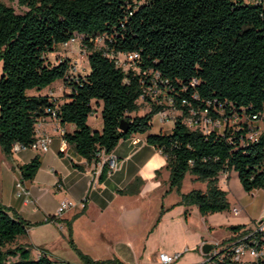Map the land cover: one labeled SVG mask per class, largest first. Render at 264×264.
Segmentation results:
<instances>
[{
  "label": "trees",
  "instance_id": "trees-1",
  "mask_svg": "<svg viewBox=\"0 0 264 264\" xmlns=\"http://www.w3.org/2000/svg\"><path fill=\"white\" fill-rule=\"evenodd\" d=\"M17 5L25 10L17 13L0 0V152L8 160L15 143L34 142L35 124L54 108L61 125L75 127L63 141L88 165L98 162V153L113 152L120 141L148 133L153 117L167 108L150 104L148 112L137 115L143 82L152 71L167 80L163 90L178 113L171 133L146 138L165 157V194L175 192L177 206H196L204 217L230 210L219 185L222 174L236 173L246 193L264 189V0H17ZM76 36L86 52V75H70L68 60L52 64L47 59ZM118 53L137 54L139 73L119 68L111 57ZM60 80L70 90L62 104L29 94ZM99 102L101 132L88 125ZM190 110L224 119L223 131L188 128L184 120ZM233 118L237 123L230 124ZM121 121L126 131L120 130ZM256 122L261 127H253ZM40 167L38 155L19 165L21 180L31 182ZM107 176L104 165L98 181ZM186 177L204 183L205 191L182 193ZM143 184L135 177L117 194L137 195ZM47 222L58 219L49 216ZM29 226L0 203V264H54L46 256L33 259L24 246L13 247ZM71 245L84 264H124L116 258L92 261Z\"/></svg>",
  "mask_w": 264,
  "mask_h": 264
},
{
  "label": "crops",
  "instance_id": "crops-1",
  "mask_svg": "<svg viewBox=\"0 0 264 264\" xmlns=\"http://www.w3.org/2000/svg\"><path fill=\"white\" fill-rule=\"evenodd\" d=\"M88 72L89 66L87 62V70L84 75L88 74ZM48 90H52L53 93H49ZM69 93L70 90L65 87L61 80L54 82L51 86L40 92H29L30 95L49 96L57 100L58 104H62ZM101 111L102 103L99 102L98 106L95 107L94 112L88 118V125L93 131L101 132L103 129ZM143 114L144 113L141 111L137 113V115ZM159 124L158 133L153 132L152 125V128L148 133L133 135L127 140L120 141L117 147L113 150V153L119 160L118 168L107 176L105 181H98L95 189H93L91 187V179L93 177V172L96 169L95 165H88L85 159L76 154V152L63 141V134L65 132L72 133L75 130L74 125H61L58 121L50 118L42 121L40 132L49 135L52 138V144L49 151L46 153H37L33 151L24 157V160L15 155L12 156L11 160L6 158L7 160L3 163L7 168L6 170L13 173V183L11 186L12 198L10 199L7 198L1 190L2 179L0 175V203L6 207L14 209L22 220L31 225L26 228L25 235L17 237L13 247L18 245L24 246L29 250L33 259L46 256L54 264H70L68 260H66V257L73 256L69 251L70 249L72 250V254H75L76 260H78L79 264H84L79 258L77 252L73 249L71 243L78 252L92 261H105L116 258L124 264H160L157 256L159 253L166 252L149 254L147 251L148 244H151L150 242H152V239L164 224L167 222L171 224L170 221L173 220V218L170 217L171 215L175 214V219L184 216L185 221H189L188 215L190 214V211H192V207L184 208L183 206H177L176 203L179 201V197L175 192L165 194L168 189L169 180V172L165 169V157L160 151L148 145L146 142V138L149 134L171 133L173 125L170 131L166 132L163 128L165 123H160L159 121ZM134 139L139 140V143L134 145L132 143V140ZM36 155L40 157L41 167L35 175V178L31 182L25 183L29 191V198L27 202H23L21 199H16L14 194L15 183L20 179L17 165L28 163ZM72 164L81 166L82 170L74 168ZM98 171L101 172V169H98ZM155 171H159L158 176H155ZM233 173L234 172L222 174L219 177V185L226 192L227 190L224 186L229 184ZM135 177H140L144 181L139 194L134 196H121L117 194V191L125 188ZM190 178L193 181L194 178ZM198 183L199 182H194L193 185H197ZM46 185L56 186L59 191L63 189L64 194L66 193L65 195L70 198L71 192H74L78 194V197H81V199L84 198L83 203L79 208L75 207L67 214L57 218L58 222H47L49 216H55L57 208H55L53 212H49L42 207L40 194L44 191ZM200 190L205 191V188H200ZM65 195L62 196L61 193L58 194V200H69ZM121 198L127 201H133L135 205H129L128 207L123 206L122 208L116 207L115 202ZM153 199L155 201V207H157L156 209L158 210L156 211L152 227L146 236L145 245L141 246L138 253H132V245L129 242L116 243L115 253H117V256H113L112 258H93V243L86 242L83 245L79 244V239L82 238L85 239V241H89V236L93 233V210L99 213L111 211L115 214L116 212L122 221H128V218L130 217L129 209H131V207H136L137 205L141 206V203H144V201ZM27 208H30V213L27 211ZM161 209L164 210V213L160 221L154 226ZM185 210H187L186 215ZM230 211L232 212L231 205ZM203 218L205 222L210 223L208 230L217 227H224L227 230L226 235L222 236L219 240L229 239L236 230L251 226L248 224V221L225 219L220 214L207 215ZM219 218H222L221 222L211 224L214 219ZM90 220L92 221V224L88 223ZM236 226H240V228L232 229V227ZM212 239L215 240L216 238ZM203 242H210V240L203 238V236L196 240L195 246L199 253H197V255L195 253L197 256L196 260L182 263L184 257L191 252L190 249L185 248L184 251L180 250L175 252L181 253V256L173 264H191L199 262L202 258L199 246ZM166 254L172 255L174 252Z\"/></svg>",
  "mask_w": 264,
  "mask_h": 264
},
{
  "label": "rangeland",
  "instance_id": "rangeland-1",
  "mask_svg": "<svg viewBox=\"0 0 264 264\" xmlns=\"http://www.w3.org/2000/svg\"><path fill=\"white\" fill-rule=\"evenodd\" d=\"M246 1L252 2V0ZM3 2L6 5L12 6L17 13H21L25 10L17 5V0H3ZM81 41L82 37L76 36V38L69 43L58 45L52 54L47 55V59L52 64H56L61 60H68L71 65L70 75H84L87 70V56L82 47ZM96 44L101 47L102 41L97 39ZM48 91L49 93H53L52 90ZM33 92H36V90H33ZM139 105L140 111L143 113L148 112L150 109V104L139 102ZM177 115V112H170V117L175 118ZM164 123V131L169 132L173 125V121L166 120ZM152 125L153 132L158 133L160 126L158 115L153 117ZM253 127H261V122L253 123ZM216 130L218 132H222L223 127H217ZM31 152L33 151L27 150L16 155L24 160L23 158ZM6 160V157H4L0 152V175L2 179L1 190L3 194L10 199L12 198L11 186L13 183V173L6 170L7 168L5 164H3ZM193 184L194 182L190 177L186 178L181 188L182 192L187 193L194 189L205 188L204 183L199 182L197 185ZM224 188L227 190V198L231 208L239 209V214L234 215L230 210L215 214H220L225 219L244 220L245 222L248 221L249 225H253L256 221L264 218V189L257 190L252 194L244 192L236 173L232 174L229 184L225 185ZM60 193L62 196L66 194H64L63 189L59 191L56 186L46 185L44 191L40 194V200L44 210L53 212L55 208H57L61 202L60 199L58 200V194ZM70 196L71 198L68 196H66V198L73 202L76 205V208H79L83 203L84 198L81 199V197H78L79 195L74 192H71ZM16 199L19 198L16 197ZM129 205L133 206L135 203L133 201L124 200L123 198L115 202V206L119 208H122L123 206L128 207ZM191 207L192 211H190V214L188 215L189 221H185L184 216L180 218L177 217L176 219L174 218L175 214L170 216L173 218V220L170 221L171 224L169 222L164 224V226L158 230V233H156L152 242H150L151 244H148L147 251L149 254H153L155 252L175 253L180 250L184 251L185 248H188L191 252L182 260V263H188L197 259L196 255L198 251L196 250L195 243L198 238L203 236V238L212 242L215 240L218 241L222 236L226 235L227 230L224 227H217L208 230L210 223L204 221L203 216L200 214L196 206ZM74 208H70L62 215L67 214ZM156 208L154 199L144 201V203H141V206L137 205L136 207H131V209H129L130 217L128 218V221H122L116 212L115 214L111 211L99 213L93 210V233L89 236V241H85V239L82 238L79 239V244L83 245L86 242L93 243V258H112L113 256H117V253H115L116 243L129 242L132 245V253H138L141 246L145 245L146 236L152 227L156 211L158 210ZM27 211L30 213V208H27ZM221 220L222 218L214 219L211 224H216L217 222H221ZM88 223L92 224V221L90 220ZM212 238L216 239L213 240ZM69 251L73 256L66 257V260H68L70 264H79L78 260H76L75 254H72V250L70 249Z\"/></svg>",
  "mask_w": 264,
  "mask_h": 264
},
{
  "label": "built area",
  "instance_id": "built-area-1",
  "mask_svg": "<svg viewBox=\"0 0 264 264\" xmlns=\"http://www.w3.org/2000/svg\"><path fill=\"white\" fill-rule=\"evenodd\" d=\"M258 2L259 0H252V3ZM111 57L114 59L116 65L123 71L128 72L129 70H132L139 73V69L135 64L138 59L137 54L118 53L111 55ZM148 75V82H143L144 87L138 102L167 107L157 114L159 116V121L160 123H164L166 120L174 121V118L170 117V112H176L171 108L173 102L167 97L163 90V87L167 84V80L163 79L158 72L150 71ZM47 118L57 121L56 108L50 111L49 116L41 118L35 124L34 142L29 146L15 143L11 149L12 156L27 150H32L37 153H46L49 151L52 144V138L49 135L40 132V125L42 121ZM184 122L188 128H199L205 133L213 130L217 131V127L222 126L224 128L225 125V120L222 118L212 119L208 116L207 111L197 112L194 110H190V114L185 118ZM229 122L230 124H235L237 123V118L230 119ZM255 137L256 133L250 135L251 139ZM132 143L136 145L139 143V140L134 139L132 140ZM97 158L98 162L94 163L96 169L94 170L91 179V187L93 189H95L101 173L98 169H102L105 165L108 169L109 176L119 166V160L113 152H110L109 154L100 152L97 154ZM25 183L26 182L21 180V178L15 183V196L23 202H27L29 198V191ZM75 206L76 205L73 202L67 199L62 200L56 209L55 217H61L65 211L74 208ZM232 212L234 215H238L239 209L233 208ZM205 244L211 246V249L207 252H203V246ZM199 250L202 255L201 260L191 264H264V218L256 221L250 227L236 230L229 239L203 242L199 246ZM180 256L181 253H174L172 255L159 253L157 259L160 264H173L180 258Z\"/></svg>",
  "mask_w": 264,
  "mask_h": 264
},
{
  "label": "water",
  "instance_id": "water-1",
  "mask_svg": "<svg viewBox=\"0 0 264 264\" xmlns=\"http://www.w3.org/2000/svg\"><path fill=\"white\" fill-rule=\"evenodd\" d=\"M119 128H120L121 131H126L127 130V124L124 121H121ZM210 249H211V246L209 244H205L203 246V252H207Z\"/></svg>",
  "mask_w": 264,
  "mask_h": 264
}]
</instances>
